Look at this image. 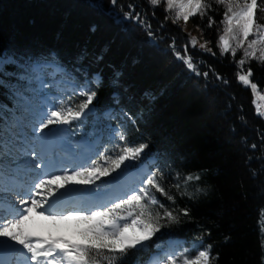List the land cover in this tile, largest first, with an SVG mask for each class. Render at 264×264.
I'll return each instance as SVG.
<instances>
[{
    "label": "trees",
    "instance_id": "1",
    "mask_svg": "<svg viewBox=\"0 0 264 264\" xmlns=\"http://www.w3.org/2000/svg\"><path fill=\"white\" fill-rule=\"evenodd\" d=\"M6 2L0 0V53L27 52L34 58L55 53L77 81L89 80L90 89L98 92L96 115L109 108L122 114V133L149 146L147 156L156 157L153 171L164 173L163 185L175 204L159 193L157 197L177 212L189 211L180 223L162 228L144 251L130 250L124 264L145 263L156 243L172 237L186 240L189 255L211 245L210 264H264V118L255 112L250 88L237 79L236 61L244 50L238 49L234 58L231 52L212 55L190 48L199 72L209 73L196 76L169 47L175 39L182 53L183 36L168 25L161 4L34 0L30 11L21 12L8 9ZM208 2L215 31V25L223 26L226 7ZM129 4L146 15L154 40L135 21L118 19ZM258 16L264 23V14ZM203 19L207 23L208 16ZM248 67L252 82L264 91V63L252 59ZM97 76L99 83L93 79ZM13 104L10 93L0 87V106L11 109ZM87 118L93 123L91 114ZM189 174L200 180L185 183Z\"/></svg>",
    "mask_w": 264,
    "mask_h": 264
},
{
    "label": "snow or ice",
    "instance_id": "2",
    "mask_svg": "<svg viewBox=\"0 0 264 264\" xmlns=\"http://www.w3.org/2000/svg\"><path fill=\"white\" fill-rule=\"evenodd\" d=\"M165 2L166 10H170L174 0H148L154 8ZM215 3L226 5L220 20L224 26V35L219 36L217 45L220 54L231 52L235 58L238 49L244 50L243 57L236 61L237 79L255 92L258 85L251 80L253 70L245 69V65L252 59L264 63V23H260L258 16V13L264 14V0H215ZM111 4L115 6L117 0H111ZM186 4L188 10L177 19L187 24L191 17L203 19L207 15V27L216 23L214 17L208 15L212 11L208 0H186ZM180 7H185L184 0ZM128 9L118 19L135 21L154 40L155 33L146 15L137 12L133 4H129ZM197 29L203 31L199 25ZM175 45L173 39L169 47L192 74L208 77V72H199L189 55V45L215 55L208 46L209 41L198 44V39L190 36L182 53ZM50 69L53 71L49 72ZM62 71L55 53L50 58H34L27 52L0 53V87L14 100L11 109L7 105L0 106V192L15 190L16 196L7 207V197H0V254L19 252L22 264H101L102 260L107 264H124L130 250L144 251L162 228L180 223V216H189V211L182 208L177 212L161 202L156 193L175 204V197L163 185L164 173L144 171L142 163H134L147 157L149 146L129 140L119 131L115 133L117 144L112 152L94 153L103 163L97 164L92 156L82 164L65 161L62 153L70 143L69 136L79 134L85 143L90 139L84 121L95 108L98 92L91 90L86 80L83 86L77 85L83 99L75 108L70 104L59 108L49 104L51 97L46 94L49 84L45 77ZM93 79L99 83L98 76ZM216 79L223 78L217 75ZM55 83L53 80L52 85ZM223 83L228 81L223 80ZM258 115L264 116V113ZM124 116L133 126L137 125L136 119L127 113ZM91 136L98 137L99 133L93 129ZM70 163L76 166L70 168ZM133 169H141V174L137 182L130 184L126 178ZM21 175L29 179L13 184V188L6 187ZM105 177L110 178L102 182L107 188L101 186L99 192L90 189L81 194L72 187L95 186ZM184 179L185 183L198 182L200 177L189 174ZM176 187L179 188V184ZM75 196H79L80 206L71 205ZM34 216L53 224L75 220L83 227H77L72 233L76 239L52 234L41 238L29 224ZM178 259L181 264H210L211 245L201 247L194 259L188 258L187 253L180 256L171 253L162 256L159 264H177ZM0 264L7 262L0 258Z\"/></svg>",
    "mask_w": 264,
    "mask_h": 264
},
{
    "label": "rangeland",
    "instance_id": "3",
    "mask_svg": "<svg viewBox=\"0 0 264 264\" xmlns=\"http://www.w3.org/2000/svg\"><path fill=\"white\" fill-rule=\"evenodd\" d=\"M146 1L148 2V0H146ZM184 2H185V7L182 9L180 7L181 0H174V4L170 10H166V2L161 3V5H163L165 8L164 9L165 10L164 15L166 16L168 14V19H167L168 25L179 29L180 34L183 36L181 48L183 49V46L188 44V42L190 40V36H191V37H196L198 39V44H203V43H205V41H209L208 46L212 48L213 52H215V53L219 52L220 49L217 46L218 42H219V36L224 35V32L222 34L219 31H220V27L224 28V26L218 25L219 28H217L215 25V31H213L211 28L207 27V23L200 16L191 17L189 19V21L187 22V24H185V22L182 19H177L178 15L182 16L183 12L188 10L186 0H184ZM33 5H34V0H8V2H6V4H5V6L8 9H17L21 12L30 11L33 8ZM225 7H226V5H225ZM173 20H177V23H175V24L172 23ZM197 25H199L200 28L203 30L202 32L197 29ZM227 38L228 37L226 36V39ZM230 43L235 44V41H230ZM190 48H192L191 45H189V49ZM196 48L200 49L198 46ZM52 71H53L52 69L49 70V72H52ZM67 74L68 73L64 70L62 72L56 73L55 76L47 75L45 77L46 83L49 84V87L46 89V94L49 97H51V99H49L48 103L55 105L57 108H59L61 105H66V104H70L73 108H75V106L83 99V97L79 94L80 88L76 87V83L70 81L67 78ZM53 80L56 81L54 86L52 85ZM245 87L250 88V86H245ZM250 90H251V93L253 96L252 102H253L256 114L258 115V113H264V91L260 92L258 90V88L255 92H253L251 88H250ZM118 116H119V118L121 117L120 114L116 116V114L111 113V111H106L105 114H103V116L97 120V122H98L97 128L100 131V134L98 137L91 136V132H89V130H88L90 125L87 124L88 123L87 121H84L85 130H87L89 132L90 138L93 139V145L94 144L96 145L95 149H93L92 151L88 150V146H92V144L85 143L82 140V138L78 139V140H74V138H76L77 136L81 137V135L77 134V135L69 136L68 139L72 143V145H70V147L73 148L74 145H76L78 141L80 142L79 145L83 147L82 150H80L78 155L76 156L77 160H79L80 164L88 156H92L94 159H96L97 164L103 163L102 159L95 158L94 153L96 151L104 152V150L102 149V146H101L102 140L115 137L116 131L120 132L119 125H118V127L116 126V124L118 122ZM258 116L264 118V116H261V115H258ZM73 130H75V128H73ZM72 148L66 147V151H64L63 153L71 152ZM76 152L77 151H75L74 153H76ZM74 153L64 154V158L66 157L65 161L71 162L73 160V161L78 162L74 156ZM67 157H69L70 159H67ZM143 159H142V161H138V162H134V163H137V164L142 163L143 164V161H144ZM69 166H70V168L74 167V165L71 163ZM131 173L133 174V170ZM26 179H27V176L21 175L19 177H16L14 179V182H11V181L8 182L6 187L11 188V187H13V184H21ZM101 179L102 180H100L96 184L101 183L103 181H107L110 178L105 177V178H101ZM132 181H133V175L131 176V178H127L128 183H131ZM134 181L137 182L138 178H135ZM106 185L107 184H103L102 186L105 187ZM78 187L81 188V191H83V192L87 191V189H89L88 187H86L84 185H78ZM9 192L10 191L0 192V197H7ZM33 219L36 221H40V219L37 218V216H34ZM30 226H31L32 230L34 231L35 235L39 236L41 238L48 236L49 234H52V235H65V236H68L69 238H72V239H76V237H74L72 235L74 230L77 227H83L81 222L77 221L74 224L73 220L67 221L66 226H64L63 222H61V223L57 224V227L55 230H51V231H47L45 229V227H43L41 224L37 225V226L30 224ZM157 249H158L159 253L156 254L155 258H153L155 260L152 264H159V259L162 256L167 255V254H171V253H175L177 256H180L181 253H187L188 258H192V259H194L195 255L198 253V250H197L194 255H189V253H188L189 248L186 247L184 240H176V241L170 240L167 242V246L165 249H163L162 246H158ZM17 253H19V252H14L13 255L14 254L17 255ZM15 258H18V260H20V261L23 260V259H21L20 256H16ZM177 264H181L180 259L177 260Z\"/></svg>",
    "mask_w": 264,
    "mask_h": 264
},
{
    "label": "bare ground",
    "instance_id": "4",
    "mask_svg": "<svg viewBox=\"0 0 264 264\" xmlns=\"http://www.w3.org/2000/svg\"><path fill=\"white\" fill-rule=\"evenodd\" d=\"M77 147H78V146H77ZM77 147H76V146L74 147V152L78 150ZM71 156H72V155H71ZM72 157H73V156H72ZM27 179H29V177H27ZM101 180H102V179H101ZM97 182H99V181H97ZM97 182H96V183H97ZM101 183H102V182H101ZM101 183H98V184H96L95 186H93V185H88V186H86V187H94V188H100V189H101V186H102ZM72 187H74V188H76V189L78 188V190H79V189L81 190V188H79L78 185H74V186H72ZM103 187H104V186H103ZM11 188H13V187H11ZM62 191H63V190H62ZM15 199H16V196H15V190L10 191L9 194L7 195V201H6L5 206L7 207V204H8V203H11V202L14 201ZM37 218H39L40 221H36V220L32 219V221H30L29 223L32 224V225H35V226L41 224L43 227H45V229H46L47 231H51V230H55V229H56L57 224H53L51 221L43 220V219H41L40 217H37ZM73 222H74V224H75L77 221L73 220ZM66 224H67V221L63 222V225H64V226H66ZM18 247H19V246H18ZM13 253H14L13 251H8V252H6V253L0 254V258L4 259L6 262H8L9 259H11V258L14 257L15 254L13 255Z\"/></svg>",
    "mask_w": 264,
    "mask_h": 264
}]
</instances>
